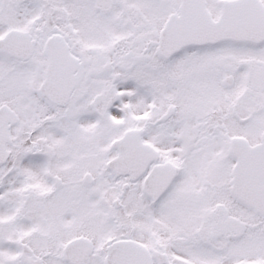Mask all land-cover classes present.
<instances>
[{
  "label": "snow or ice",
  "instance_id": "obj_1",
  "mask_svg": "<svg viewBox=\"0 0 264 264\" xmlns=\"http://www.w3.org/2000/svg\"><path fill=\"white\" fill-rule=\"evenodd\" d=\"M0 264H264V0H0Z\"/></svg>",
  "mask_w": 264,
  "mask_h": 264
}]
</instances>
